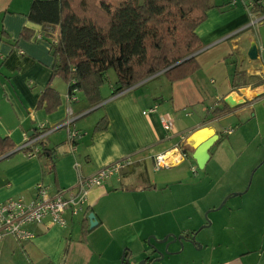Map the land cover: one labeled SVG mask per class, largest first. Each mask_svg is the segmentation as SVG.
<instances>
[{"label":"crops","instance_id":"1","mask_svg":"<svg viewBox=\"0 0 264 264\" xmlns=\"http://www.w3.org/2000/svg\"><path fill=\"white\" fill-rule=\"evenodd\" d=\"M33 1L0 0V138H7L15 147L0 159V203L17 198L29 201L35 198L38 185L45 187L49 195L59 190L74 191L80 177H90L120 161L130 163L88 192L84 212L75 216L66 213L65 227L49 221L32 224L28 228L33 238L16 243L21 249L9 238L0 241V248L11 247L12 256L21 252L28 264H119L123 253L128 261L132 255L128 249L122 253L123 245L100 236L121 228L123 216L119 211L126 208V203L119 209V198L185 184L190 175H197L192 159L196 146L216 135L203 168L204 179L210 184L218 181V175L243 159L242 174L225 192H235L242 198L227 209L225 202L220 209L226 212L222 217L215 215L212 224L205 223L200 212L198 225L207 227L196 239L199 249L205 251L197 262L187 264H264V0H259L261 9L253 14L248 10L253 0L212 1L216 5L230 2V7L211 8L206 20L195 29L202 44L194 55L199 66L196 73L172 84L156 74L112 96L114 77L108 87L102 84V102L92 108L80 92L75 94L76 101L69 103L67 84L52 77L50 42L43 37L40 26L27 19ZM253 45L257 57L250 60L247 54ZM234 81H239L241 87L234 90ZM48 85L58 95L56 106L54 102H40ZM228 98H232V106L226 103ZM224 104L229 111L213 116L212 110ZM152 106H157L156 113L142 115ZM160 115L172 120L171 132L162 129ZM103 117L107 127L94 132ZM40 128L45 131L38 138L53 155V173L49 172L47 156L39 158L21 150L27 142H34L33 136ZM69 131L78 133L74 152L69 148ZM181 138L186 158L157 169L154 157L169 152ZM250 173L252 182L247 185ZM138 181L145 184H135ZM201 183L202 179L197 184ZM168 203L159 209L155 199L137 208L128 203L136 211L130 223H145L147 243L150 238L184 235L186 246L196 227L174 230L163 218ZM218 203L209 209L216 210ZM90 213L97 225L90 229L88 222L90 232L83 238L82 221ZM157 245L162 252L164 246Z\"/></svg>","mask_w":264,"mask_h":264},{"label":"trees","instance_id":"2","mask_svg":"<svg viewBox=\"0 0 264 264\" xmlns=\"http://www.w3.org/2000/svg\"><path fill=\"white\" fill-rule=\"evenodd\" d=\"M212 1L34 0L27 19L39 25L43 37L50 42L54 59L52 77H59L67 84L69 95L73 91L80 92L92 108L102 102L100 87L107 80L109 70H113L116 77L112 90L115 96L200 50L202 44L195 29L206 20L211 8L230 7V2L216 5ZM258 3L259 0H253L249 13L259 12L262 5ZM195 58L159 76L169 84L188 78L199 70ZM238 82L232 83L234 90L241 87ZM57 100L58 95L48 85L40 102H54L56 106ZM227 111L229 108L224 104L214 108L212 115L219 116ZM106 127L107 119L103 117L93 130L102 131ZM41 131L45 130L39 129L33 136L34 142L21 150L33 153L37 149L35 155L39 158L47 156L51 164L49 172L53 173V155L38 138ZM14 148L7 138H0V157ZM88 222L87 218L82 221L83 238L90 232ZM126 258L127 254L121 264H128ZM155 260L144 261L153 264Z\"/></svg>","mask_w":264,"mask_h":264},{"label":"rangeland","instance_id":"3","mask_svg":"<svg viewBox=\"0 0 264 264\" xmlns=\"http://www.w3.org/2000/svg\"><path fill=\"white\" fill-rule=\"evenodd\" d=\"M114 77L115 75L113 70H109L107 74V80L105 81L104 86L108 87V83L110 81L112 82ZM161 79H164V77ZM242 163H243V159L239 161L228 172L218 175L216 177V180L218 181H213L211 184L206 183L207 180L204 179L203 169L201 170L197 168L196 170L197 175L195 176L190 175V180H188L185 184L181 186L177 184H172L168 186L166 189L161 190V188H157L156 191H154L152 194H132V195L124 196L125 199L119 198V209L125 208L123 204L126 203V208L119 211V213L122 214L123 216L121 218L122 226L117 230H112L110 233L104 232L100 236L103 237V239H105L106 241L112 240L114 242H117V244L123 245L122 253L125 249H128L132 253L131 256H133L132 260L130 259L131 258L130 256L128 260V264H139L143 261V259L151 258L152 256L157 255V253L154 252V249H158L157 247L158 246L157 244H159L158 242L165 239L168 235H165L162 239L150 238L151 240L149 241V243H147L149 239L148 237L149 235H147L146 233L148 227H146L145 223L141 221L138 222L133 221L134 223H130L132 222L133 215L136 213V211L134 210L132 211L131 207L128 206V203H131L133 204L134 208L141 207L143 203H146L149 200L152 201L154 199L155 201L158 202V209L162 207V204H164L165 202L166 203L169 202L167 204L168 207L167 213L163 214L164 215L163 218H166L168 224H172L174 230L177 229L192 230V228L195 226L196 229L194 230V232L200 230L197 233L199 234L204 229V228L200 229L202 226H204V224L198 225L200 212L201 213L203 212L202 218L205 221V223L207 222L208 224L209 223L212 224V219L214 218V216L217 215L218 217H222V215H224L226 210L225 211L221 209L213 210V209H209V207L212 206L214 203L217 204L219 202L218 205L216 206V208H218V206L223 201H225L227 197L233 194H237L235 192L230 194L225 192L227 189L230 188V186H232L233 183L236 182L237 177H239L242 174L241 171ZM252 177L253 174L250 173L249 177L246 179L247 185L251 184ZM201 179H202V183L197 184L201 181ZM121 182L123 184L126 183V181L123 179ZM135 184L137 185L145 184V182L138 181L137 183L135 182ZM209 184H210V189H209ZM242 192H238V193H242ZM148 197H150V199ZM241 198L242 196L230 197L226 201L227 205L225 204L226 205L225 209H227L229 205H232L234 203H239ZM100 232L101 231H99V233ZM192 234L190 235V237L192 236ZM197 234L195 235V240L193 243L189 242L186 239L188 241L186 246L183 243V241L176 242L173 239V237L175 236L171 235L170 236L171 239L168 238V241L166 242L167 243L166 250L168 254L165 253L166 243L161 244L164 246V248L162 249V253H165V255L162 260H160L159 262H155L154 264H187V262L191 260H195V262H197L205 251V249L204 250L199 249L201 245L196 239ZM177 237H181V235H178ZM182 237L184 238V235ZM5 239L11 241V243L16 245L18 249H21L22 247L21 244H16L18 242L15 241L11 236L4 238L2 241H4ZM0 247H1V243H0ZM16 253L17 252H15L14 256H12L13 254L11 252V247L8 246L6 250L4 248H0V264H28V261L26 260V258H24L21 255V252L17 254ZM119 264H121V258Z\"/></svg>","mask_w":264,"mask_h":264},{"label":"built area","instance_id":"4","mask_svg":"<svg viewBox=\"0 0 264 264\" xmlns=\"http://www.w3.org/2000/svg\"><path fill=\"white\" fill-rule=\"evenodd\" d=\"M52 41L55 42V40ZM75 94L76 91H73L71 95L68 94L67 101L69 103L76 101ZM156 112L157 106H152L142 111V115L147 116ZM159 123L165 132L172 131V120L168 116L160 115ZM42 136L41 134L40 137ZM77 139L78 133L76 131L68 132V143L71 152L75 151L73 143ZM183 140L181 138V141L169 151L171 154L167 152L154 157L157 169L173 166L186 158V154L182 153ZM30 143L27 142L24 147L29 146ZM36 152L37 149H34L33 153ZM177 154L178 156H176ZM129 163V160L120 161L98 170L90 177H80L74 191L59 190L55 195H49L45 187L38 185L35 198L29 201L17 198L0 203V241L8 236H11L17 242L30 240L33 238V234L28 228L29 225L39 224L45 220L49 221L51 225L65 227L66 213L75 216L84 212L87 208L88 192L92 188L102 186L113 175L120 173ZM192 172H195L194 168H192Z\"/></svg>","mask_w":264,"mask_h":264},{"label":"water","instance_id":"5","mask_svg":"<svg viewBox=\"0 0 264 264\" xmlns=\"http://www.w3.org/2000/svg\"><path fill=\"white\" fill-rule=\"evenodd\" d=\"M195 54H196V53H195ZM195 54H193V55H191V56H189V57H186V58L182 59L181 61L175 63V64L172 65L171 67H169V68L163 70L162 72L158 73V75L161 74V73H163V72H165V71H167V70H169V69H171V68H173V67H175V66H177V65H179V64H181L182 62H184V61L188 60L189 58L193 57ZM247 55H248V58H249L250 60H255V59H256V57H257V49H256V46H255V45H253V46L250 47V49L248 50V54H247ZM150 78H152V77H150ZM226 103H227L228 105L232 106V103H233L232 98H228V99L226 100ZM216 139H217V136H216V135H213V136L209 137L208 139H206V140L200 142V143L196 146V148H195V150H194V152H193V154H192V159H193L194 162L196 163V166H197L198 169H201V170H202V169L205 167V165H206V163H207V161H208V158H209L208 151H209V149L211 148V146L213 145V143L216 141ZM9 154H10V153H8V154H6V155L0 157V159H2V158H4V157L8 156ZM235 195H236V194H233V195H230L229 197H227V198L225 199V201H223V202L218 206L217 209H220V208L224 205V203L226 202V200H228L231 196H235ZM205 217H206V215H205ZM87 219H88V221H89V227H90V229L94 228V227L97 225V221H96V218H95V216H94L93 213H90V214L88 215V218H87ZM205 227H207V226H202L200 229L205 228ZM199 231H200V230H198L197 232H195L194 235H192L191 238L188 239V241L193 243L194 240H195V237H194V236H195V234H197ZM173 239H174L175 241H177V240H178V241H182L184 238L181 236V237H173ZM167 240H168V237H166L165 239L159 241L158 243H159V244H164V243L167 242ZM166 249H167V243H166V246H165V253L168 254ZM154 252L157 253V255H158V258H156V260H155L156 262H159L160 260L163 259L165 253L159 252L157 249H154ZM123 254H124V253H123ZM123 254H122L121 262H122V260H123ZM127 262H128V261H127ZM139 264H145V261L143 260V261H142L141 263H139Z\"/></svg>","mask_w":264,"mask_h":264}]
</instances>
